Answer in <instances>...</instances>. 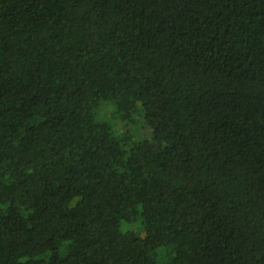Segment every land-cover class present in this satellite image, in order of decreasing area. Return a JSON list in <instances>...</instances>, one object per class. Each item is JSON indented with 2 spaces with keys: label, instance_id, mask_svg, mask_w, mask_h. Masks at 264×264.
<instances>
[{
  "label": "trees",
  "instance_id": "1",
  "mask_svg": "<svg viewBox=\"0 0 264 264\" xmlns=\"http://www.w3.org/2000/svg\"><path fill=\"white\" fill-rule=\"evenodd\" d=\"M0 264H264V0H0Z\"/></svg>",
  "mask_w": 264,
  "mask_h": 264
},
{
  "label": "rangeland",
  "instance_id": "2",
  "mask_svg": "<svg viewBox=\"0 0 264 264\" xmlns=\"http://www.w3.org/2000/svg\"><path fill=\"white\" fill-rule=\"evenodd\" d=\"M121 125L123 127V124H121ZM133 126H134L135 130L138 132L139 136H145V135H149L151 133L150 128L147 127V125L144 123V121L142 119L139 122L135 123ZM160 251L161 252H160L159 256L161 257V261H163V262L169 260L174 254V252L173 251L171 252L170 249H168V248H162Z\"/></svg>",
  "mask_w": 264,
  "mask_h": 264
}]
</instances>
